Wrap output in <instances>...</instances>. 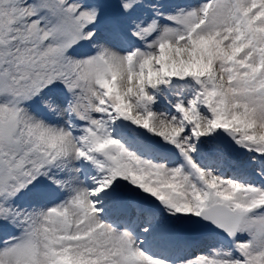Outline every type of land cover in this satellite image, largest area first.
Returning <instances> with one entry per match:
<instances>
[{"label": "snow or ice", "instance_id": "1", "mask_svg": "<svg viewBox=\"0 0 264 264\" xmlns=\"http://www.w3.org/2000/svg\"><path fill=\"white\" fill-rule=\"evenodd\" d=\"M0 264H264V0H0Z\"/></svg>", "mask_w": 264, "mask_h": 264}]
</instances>
